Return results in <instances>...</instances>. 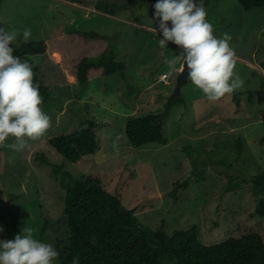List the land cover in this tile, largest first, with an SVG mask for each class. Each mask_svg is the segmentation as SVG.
Wrapping results in <instances>:
<instances>
[{
    "label": "rangeland",
    "instance_id": "1",
    "mask_svg": "<svg viewBox=\"0 0 264 264\" xmlns=\"http://www.w3.org/2000/svg\"><path fill=\"white\" fill-rule=\"evenodd\" d=\"M95 2L0 0V27L30 28L29 42L47 45L46 54L31 58L48 87L42 108L52 122L46 135L29 141L23 151L0 146V240H11L30 227L34 238L62 251L68 234L65 193L48 163L74 178L99 179L123 207L134 209L149 231L160 228L170 235L195 224L205 245L242 237L248 229L264 231V217H254L250 181L264 170V11H244L236 0H197L207 10L215 35L232 37L243 87L212 102L187 79L180 90L184 102L169 107L164 119L167 142L132 147L125 124L132 117L161 112L174 97L180 71L171 73L167 85L159 78L169 72L166 61L179 49L171 42L159 47L162 35L152 31L158 24L157 0H145L140 7L130 6L129 0H107L116 15L97 11ZM74 27L104 34L107 47L125 65L123 74L92 78L83 85L73 81L77 62L97 56L85 50L88 41L67 34ZM23 43L19 36L13 45ZM82 118L99 123V143L93 154L73 164L47 140L78 129ZM240 141L241 153L235 157L234 145ZM229 180L233 188L225 189ZM184 181L187 185L174 198L175 185ZM54 264H60L59 257Z\"/></svg>",
    "mask_w": 264,
    "mask_h": 264
},
{
    "label": "trees",
    "instance_id": "2",
    "mask_svg": "<svg viewBox=\"0 0 264 264\" xmlns=\"http://www.w3.org/2000/svg\"><path fill=\"white\" fill-rule=\"evenodd\" d=\"M86 6V0H64ZM145 0H129V5L140 7ZM244 11L262 9L264 0H236ZM127 9V5L122 6ZM99 12L116 15L117 11L107 0H96ZM69 35H77L84 40H107L96 30L84 31L77 28L67 30ZM13 55L33 66L35 82L44 103L49 99L48 87L39 75V67L32 56L46 54L45 41H31L11 45ZM125 65L117 60L114 51L106 47L97 56H83L76 64L75 77L79 85L88 81L89 72L100 71L101 77L115 73L123 74ZM236 99V97H235ZM180 94L170 96L163 110L130 118L125 124V135L129 145L140 147L147 143L165 144L164 119L169 107L183 103ZM99 123L92 118H82L78 129L49 138L48 143L70 163H77L98 148ZM241 141L234 145L235 157L241 153ZM43 161L46 162L44 159ZM50 173L59 180L64 190L63 212L66 217L68 234L62 251L60 264H72L74 256L79 264H264V231L248 229L242 237L227 239L205 245L198 238V227L192 225L184 230H175L170 235L162 229L149 231L134 216V209L122 206L118 196L105 190L99 179L93 177L74 178L61 166L51 165ZM251 192L255 197L254 217H264V170L251 177ZM232 180L228 181V187ZM187 182H178L176 191ZM61 247V246H60Z\"/></svg>",
    "mask_w": 264,
    "mask_h": 264
},
{
    "label": "clouds",
    "instance_id": "3",
    "mask_svg": "<svg viewBox=\"0 0 264 264\" xmlns=\"http://www.w3.org/2000/svg\"><path fill=\"white\" fill-rule=\"evenodd\" d=\"M153 7L158 24L152 31L162 35L159 47L165 49L171 42L179 49L167 59L166 75L186 70L192 85L212 102L243 87L244 81L235 70L232 37L228 33L215 35L203 4L197 0H157ZM19 36L29 42L31 29L6 31L0 27V146L13 151L29 148V141L45 136L52 124L42 108L43 97L32 64L13 55L11 45ZM9 139L14 142L6 143ZM58 256L52 244L33 237L30 227H23L11 240H0V264H54ZM72 264H79L78 256L73 257Z\"/></svg>",
    "mask_w": 264,
    "mask_h": 264
},
{
    "label": "crops",
    "instance_id": "4",
    "mask_svg": "<svg viewBox=\"0 0 264 264\" xmlns=\"http://www.w3.org/2000/svg\"><path fill=\"white\" fill-rule=\"evenodd\" d=\"M80 37V36H79ZM89 44H86L85 46V50L89 51L88 53L90 54H99L101 53V51H103L106 47H107V43L106 41L103 40H88ZM100 71H90L89 75H88V81L92 78L97 79V77H101V75L97 74ZM73 74H75V70L73 72ZM74 79H76L75 75H73V81Z\"/></svg>",
    "mask_w": 264,
    "mask_h": 264
},
{
    "label": "water",
    "instance_id": "5",
    "mask_svg": "<svg viewBox=\"0 0 264 264\" xmlns=\"http://www.w3.org/2000/svg\"><path fill=\"white\" fill-rule=\"evenodd\" d=\"M187 71L185 70L184 72H179L177 77H176V85L174 89V96H177L180 94V90L182 86L187 82Z\"/></svg>",
    "mask_w": 264,
    "mask_h": 264
},
{
    "label": "built area",
    "instance_id": "6",
    "mask_svg": "<svg viewBox=\"0 0 264 264\" xmlns=\"http://www.w3.org/2000/svg\"><path fill=\"white\" fill-rule=\"evenodd\" d=\"M169 78H170V74H169V75H166V73H163V74L160 76V80H161L163 83H165V84L168 83Z\"/></svg>",
    "mask_w": 264,
    "mask_h": 264
}]
</instances>
